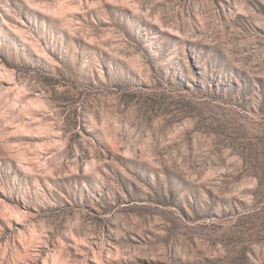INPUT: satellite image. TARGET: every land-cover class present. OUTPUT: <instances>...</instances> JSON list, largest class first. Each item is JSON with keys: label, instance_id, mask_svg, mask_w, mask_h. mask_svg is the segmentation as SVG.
Here are the masks:
<instances>
[{"label": "rangeland", "instance_id": "374dc122", "mask_svg": "<svg viewBox=\"0 0 264 264\" xmlns=\"http://www.w3.org/2000/svg\"><path fill=\"white\" fill-rule=\"evenodd\" d=\"M0 264H264V0H0Z\"/></svg>", "mask_w": 264, "mask_h": 264}]
</instances>
